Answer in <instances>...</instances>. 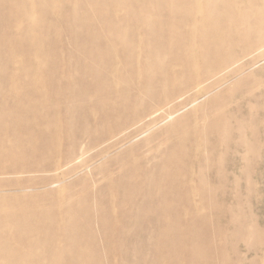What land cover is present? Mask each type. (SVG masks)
<instances>
[{
	"label": "bare ground",
	"instance_id": "bare-ground-1",
	"mask_svg": "<svg viewBox=\"0 0 264 264\" xmlns=\"http://www.w3.org/2000/svg\"><path fill=\"white\" fill-rule=\"evenodd\" d=\"M261 5L0 0V264H146L147 232L151 264H245L236 245L237 261L214 245L228 244L224 218L234 216L216 197L248 175L227 179L225 165L247 166V154L264 149V119L253 126L245 114L256 95L244 93L242 64L264 44ZM229 81V101L215 96L178 116ZM216 172V186H199ZM79 174L75 192L68 179ZM234 231L253 253L264 242L257 225Z\"/></svg>",
	"mask_w": 264,
	"mask_h": 264
},
{
	"label": "rangeland",
	"instance_id": "rangeland-1",
	"mask_svg": "<svg viewBox=\"0 0 264 264\" xmlns=\"http://www.w3.org/2000/svg\"><path fill=\"white\" fill-rule=\"evenodd\" d=\"M264 9V5H261L258 8V12H260L261 10ZM261 16V15H259ZM65 38V36H63ZM65 41V39H64ZM244 58L242 59V64L243 66H245V71H244V75L243 78H245L246 80V86L248 87L245 91H248L249 89H251V91L256 95V99H247V102L245 104V114L246 111L249 110L250 108V112L248 115V122L253 125L256 126L258 123V121L261 119H264V44H260L259 46H255L253 49H251L250 51L247 52V54L245 56H243ZM229 70L231 69H226L223 70L222 72H219L217 75L213 76L212 79H222L224 77H227L229 74ZM233 84V82H228L225 85H223L222 87H220L219 89L213 91L212 94H210L208 97L206 98H201L196 104L195 106L189 107L187 109H184L178 116H182L188 112H190L192 109H198L201 106H205L208 101L212 98H214L215 96H219V100H218V104L220 103H225L226 101H229L228 94L225 92L227 91V89ZM242 91L237 90L235 92V94L233 95V97L230 99L231 105L233 106L234 100L239 96V94H241ZM246 94V93H245ZM259 108V111L262 113H260L259 116H254L255 115V111ZM262 110V111H261ZM198 113H196V116L194 119H198L197 117ZM263 116V117H262ZM262 117V118H260ZM172 120H169L161 125H158L156 128H154L153 130L148 131V133H144L143 135H141L140 137H138L137 139H135L134 142H131L127 147L129 146H134L137 145L138 143L144 141L145 139L149 138L150 136L153 135L154 132L158 131L161 128H164L165 126H167L169 123H171ZM243 137L250 139L251 142L254 141V137L249 134V133H243L242 135ZM235 140V138L231 139V145L233 144L232 142ZM264 141V136H261L259 138V140L257 139V142L262 143ZM155 143V141L153 142ZM152 143V144H153ZM149 146H146V150ZM151 147V146H150ZM224 149V148H223ZM123 149H121L120 151H118L116 154L120 153ZM226 151V149H225ZM207 156H209V153H206ZM257 155H259V158L261 159V161H263L264 163V149L260 150L257 152L256 155H254V153L251 154H247V162L248 165L245 166L243 165H239L236 166L237 162L235 161L233 163V165H225V171L224 173L227 176V179L232 178L235 175H240V173L243 170H248V175L246 177H244L242 179V181L240 183H238L237 185L234 186H225L223 188V194H219L216 197V201L218 203H229L232 208H233V212H234V216L232 217H227L224 218V221H230V227L226 232L229 235V240H227L226 244L225 242H220V241H216L214 243V245L217 246H227L228 249L229 248H233V246H235L236 250H237V254L240 258L243 259L245 264H264V242L262 243V245L260 246V248L257 250V252L253 253L252 250H248V246L251 247V243H244L241 240L238 239L239 233L238 231L235 232L234 228H237L239 226H241L242 224H245L247 227H251V225H257L258 227L264 229V171H263V177H261L260 174V170H259V164L257 163V160L255 158H257ZM259 159V160H260ZM97 163H95L96 165ZM99 165V164H98ZM97 165V166H98ZM192 171V170H191ZM193 172V171H192ZM83 174H79L76 177H71L68 180V183H71L72 186L74 187V191L78 192V190H81V187L78 186L76 183V181L82 177ZM9 178H13L14 176L12 175H8ZM36 175H31L28 176L27 178H35ZM219 177H222L218 172H216L215 176L212 174H209L207 176V183L208 184H199L200 187H206V188H210L211 186H216V184L218 183V179ZM99 178V176H97V179ZM75 184V185H73ZM195 186H197L198 184L195 183L193 184ZM57 187H52V189H56ZM88 189V194L90 196H92L94 193V189L97 190L98 187L93 186L91 187V183H90V188ZM86 189V190H87ZM230 191V192H229ZM231 194V195H230ZM227 195V196H226ZM235 195L239 196V201L236 202L234 200ZM196 200V198H194V201ZM197 201V200H196ZM204 212H207V210H202ZM203 212V213H204ZM157 214H150L148 216H146V228L148 230H150L151 228H153L154 225L157 224V222L154 220L155 218H157L156 216ZM92 216H94L95 219H93L92 221V226H93V230L96 232L97 231V214L94 211ZM96 216V217H95ZM214 216H210L208 215V220H210L211 226L214 225ZM98 222H100V219H98ZM109 223V222H108ZM238 233V234H237ZM151 232H147L146 233V264H151L150 260V255L152 251V243H151ZM137 239V238H136ZM134 240H132L133 242ZM98 245H100L102 248H104V245L102 244L101 240L98 239L97 241ZM221 243V244H220ZM220 244V245H219ZM230 250V249H229ZM231 251V250H230ZM231 254V258L233 261H237L236 260V255L234 254V252H230ZM131 255L135 256V254H133V252L131 253ZM119 256H115L114 258V262L113 264H115L116 262L119 261ZM103 260V259H102ZM256 262V263H254ZM104 264L105 261H103ZM220 264V263H218Z\"/></svg>",
	"mask_w": 264,
	"mask_h": 264
}]
</instances>
